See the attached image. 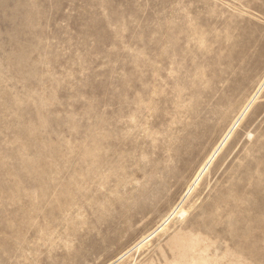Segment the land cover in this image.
<instances>
[{"label":"rangeland","instance_id":"1","mask_svg":"<svg viewBox=\"0 0 264 264\" xmlns=\"http://www.w3.org/2000/svg\"><path fill=\"white\" fill-rule=\"evenodd\" d=\"M0 264H264V0H0Z\"/></svg>","mask_w":264,"mask_h":264},{"label":"bare ground","instance_id":"2","mask_svg":"<svg viewBox=\"0 0 264 264\" xmlns=\"http://www.w3.org/2000/svg\"><path fill=\"white\" fill-rule=\"evenodd\" d=\"M260 43V42H259ZM258 43V44H259ZM257 45V44H256ZM258 47H259V45H258ZM258 49V48H257ZM246 58V57H245ZM251 58V57H250ZM250 60V59H249ZM246 62H247V60H246ZM243 65V64H242ZM246 65V64H245ZM261 86V85H260ZM237 121V120H236ZM235 124H237V123H235ZM201 126V125H200ZM202 128V127H201ZM232 133V132H231ZM193 135V134H192ZM195 140V139H194ZM220 146V145H219ZM219 150V149H218ZM186 151V150H185ZM216 152H217V149L214 151V153L212 154V156H210V158L208 159V161H207V163L204 165V167L203 168H201V170H200V172L198 173V175H197V179L202 175V173L204 172V170L206 169V167H207V165L210 163V161L213 159V157H214V155L216 154ZM181 159V158H180ZM178 212L179 213H184V211L182 210V209H179L178 210ZM174 213V212H173ZM173 213L172 214H170V216L169 217H171V215H173ZM168 217V218H169ZM168 218L160 225V226H163L164 224H166V221L168 220ZM149 235H146V236H144L137 244H136V246H134V247H137V246H140L144 241H145V239L148 237Z\"/></svg>","mask_w":264,"mask_h":264}]
</instances>
